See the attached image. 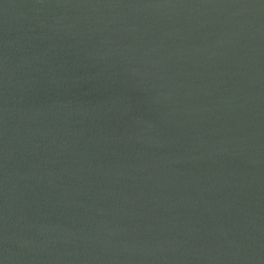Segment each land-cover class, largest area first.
Listing matches in <instances>:
<instances>
[{"label": "water", "instance_id": "1", "mask_svg": "<svg viewBox=\"0 0 264 264\" xmlns=\"http://www.w3.org/2000/svg\"><path fill=\"white\" fill-rule=\"evenodd\" d=\"M0 264H264V0H0Z\"/></svg>", "mask_w": 264, "mask_h": 264}]
</instances>
